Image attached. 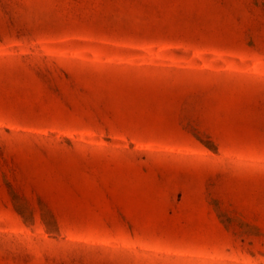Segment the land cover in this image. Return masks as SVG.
<instances>
[{
  "label": "rangeland",
  "instance_id": "1",
  "mask_svg": "<svg viewBox=\"0 0 264 264\" xmlns=\"http://www.w3.org/2000/svg\"><path fill=\"white\" fill-rule=\"evenodd\" d=\"M5 52L94 65L113 82H197L189 97L205 108L188 115L248 149L176 155L106 133L0 131V173L17 166L36 187L0 191V264H46L30 237L42 232L105 244L96 264H264V0H0ZM95 180L128 191L125 204L48 201ZM20 245L28 263L13 259Z\"/></svg>",
  "mask_w": 264,
  "mask_h": 264
},
{
  "label": "trees",
  "instance_id": "2",
  "mask_svg": "<svg viewBox=\"0 0 264 264\" xmlns=\"http://www.w3.org/2000/svg\"><path fill=\"white\" fill-rule=\"evenodd\" d=\"M62 59L43 53H0V131L22 134L31 130L35 135L43 130L106 133L112 140L154 145L176 155L180 152L169 148L204 153H240L248 149L212 132L209 120L188 115L205 108L189 97L203 87L197 82L149 81L145 76L133 81H107L101 79L102 70L97 66L59 62ZM3 190L24 194L36 191V187L28 184L21 168L15 166L8 174L0 173V191ZM127 194L116 189L114 182L95 180L78 190L50 192L48 201L119 206L125 204L120 197ZM75 217L58 216L68 220ZM30 237L47 253L46 264H96L91 251L106 248L103 243L56 239L46 232ZM58 242L75 243L88 251L68 260L60 259L51 252ZM33 258L21 245L13 253V259L20 263Z\"/></svg>",
  "mask_w": 264,
  "mask_h": 264
}]
</instances>
